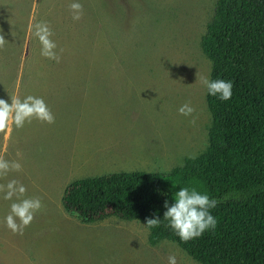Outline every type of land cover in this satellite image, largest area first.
I'll return each instance as SVG.
<instances>
[{
  "label": "rangeland",
  "instance_id": "374dc122",
  "mask_svg": "<svg viewBox=\"0 0 264 264\" xmlns=\"http://www.w3.org/2000/svg\"><path fill=\"white\" fill-rule=\"evenodd\" d=\"M71 2L0 0V98L43 97L55 116L0 133V155L23 165L0 183L19 180L43 205L14 234L5 224L13 201L0 193V264H168L170 254L204 264L176 241L152 244L140 220L86 222L62 198L76 179L167 171L207 148L213 115L197 78L210 79L201 40L216 0H79V21ZM40 21L54 32L59 63L40 54ZM189 101L195 112L181 115Z\"/></svg>",
  "mask_w": 264,
  "mask_h": 264
},
{
  "label": "trees",
  "instance_id": "16d2710c",
  "mask_svg": "<svg viewBox=\"0 0 264 264\" xmlns=\"http://www.w3.org/2000/svg\"><path fill=\"white\" fill-rule=\"evenodd\" d=\"M201 45L212 62L210 80L233 83L231 99L207 91L213 115L209 144L167 171H117L76 179L66 187L65 209L83 221L116 215L145 225L150 242L176 241L204 264H264V0H216ZM218 201L214 229L183 241L163 218L181 187Z\"/></svg>",
  "mask_w": 264,
  "mask_h": 264
},
{
  "label": "clouds",
  "instance_id": "9594fccd",
  "mask_svg": "<svg viewBox=\"0 0 264 264\" xmlns=\"http://www.w3.org/2000/svg\"><path fill=\"white\" fill-rule=\"evenodd\" d=\"M73 21H79L83 16V5L79 0H72L68 5ZM14 35V33H13ZM34 35L41 45L40 54L57 63L61 56L57 53L58 45L52 38L54 32L47 21H40L34 25ZM4 35L0 34V49L6 44ZM63 49H59L63 53ZM198 76V74H197ZM199 81L212 96H219L222 101L231 99L233 95V83L224 79L210 80L207 77L198 76ZM184 116H191L195 108L191 102H186L179 109ZM33 119L52 124L55 116L43 97L27 95L23 99L11 96V103L0 98V133L11 131L12 126L22 128L25 123H31ZM195 124V118L191 121ZM23 165L19 160H8L0 155V178L6 177L10 172H20ZM26 186L17 179L9 180L6 184L0 183V193L3 198L12 200L10 211L5 217V224L14 234H23L24 229L31 224L35 214L42 208L40 197H26ZM15 198V199H13ZM174 202L165 201L166 211L163 218L168 221V226L183 240L189 241L198 238L208 229H214L217 219L211 214L218 201L210 198L206 193L197 190L196 187H181L173 196ZM161 220L149 218L146 226L151 229L159 227ZM168 264H178L176 254H170Z\"/></svg>",
  "mask_w": 264,
  "mask_h": 264
}]
</instances>
